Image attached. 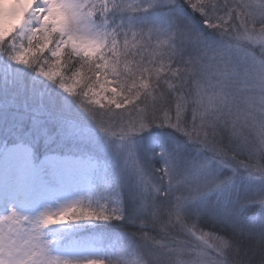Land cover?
<instances>
[{"label": "snow or ice", "instance_id": "snow-or-ice-1", "mask_svg": "<svg viewBox=\"0 0 264 264\" xmlns=\"http://www.w3.org/2000/svg\"><path fill=\"white\" fill-rule=\"evenodd\" d=\"M175 2L0 0V46L6 45L14 63L34 67L77 97L108 135L128 140L152 124L173 130L176 139L166 167L139 170V223L156 227L159 239L143 232L134 244L137 259L132 264H251L240 257L239 241L203 231L206 209L196 205L231 183V177L221 178L223 168H243L264 178V0H183L219 34L215 40L181 24L165 31L134 30L110 20L114 12H146ZM170 77L175 86L168 84ZM222 132L227 143L218 139ZM185 142L210 156L185 157ZM127 147L132 155L131 144ZM58 160L30 155L25 163L47 179ZM257 202L264 207V198ZM18 218L10 211L3 220ZM120 218L116 207L80 202L35 220L24 217L27 234L0 227V264H106L103 259L51 255L42 228ZM261 257L258 264H264V252Z\"/></svg>", "mask_w": 264, "mask_h": 264}, {"label": "rangeland", "instance_id": "rangeland-1", "mask_svg": "<svg viewBox=\"0 0 264 264\" xmlns=\"http://www.w3.org/2000/svg\"><path fill=\"white\" fill-rule=\"evenodd\" d=\"M165 13H167V11H165ZM187 27L194 31L192 26L188 25ZM198 31L204 33L203 36H206V34L210 35L211 39L209 40L219 39V35L212 36L213 30L208 29L204 22L199 24ZM204 38L207 40L208 37ZM5 48L6 45L0 46L2 53H5ZM5 59L6 63L15 64L19 70L16 73L10 71L7 73L5 69L1 71V73L4 74L0 76L1 93L7 86L5 84L7 79L12 80L13 85V80L20 81V75L26 74L31 80L40 79L45 84L51 85L54 89V97L57 98L60 103L58 102V104L57 102H52L45 98L49 96L43 94L41 88L35 91V98L24 97V100L20 102H15V99L18 100L23 98L18 92H11L8 94L9 97L7 98L0 95V123L4 124L6 122L8 126L6 128V133L12 135V140L17 141V143L2 146L0 151H3V153L7 155L8 151L17 148L21 151L20 154L22 157L27 160L30 156V150L24 137L28 135V133L20 130L28 128L29 132L36 133L44 123H50L51 127H58L59 129L58 131H52L56 136L57 142H63L65 140H70L73 144L80 142L98 151H95V153L99 155H85V153L74 151L69 154H58V152L48 154L47 156L59 158L58 162L55 164L56 181L58 183L56 181V183L51 181L45 188L46 190H44L45 196L37 203H32L33 206L29 208H24L22 206L13 207L7 204L4 209L0 210V227L4 228L6 231L12 229L13 231L18 230L27 234L26 229L29 225L24 220V217L29 220H35L42 213L56 212L76 202L89 205L93 208L103 206L108 209L110 205H115V207L119 209V215L121 217L122 211L119 202L121 200H128L133 203V207L135 208L133 214L138 215L143 195L139 170L155 172V169L166 167V154L172 149L174 139H176L173 130L167 126H149L138 133H134L128 140H121L118 136L108 135L100 128L89 112L81 107L79 100H76L78 98H73L74 96L68 95L59 88L57 84L41 77L37 71H35L34 67L31 69L28 66L25 67L24 65L16 64L7 54H5ZM2 69L3 68H0V70ZM23 69H29L27 70L28 74L26 71H23ZM50 98L52 99V97ZM20 103L23 105H18ZM75 103H77V106L72 110L71 107ZM17 105L19 107H17ZM188 114L191 116L190 111ZM19 135L22 136L20 137ZM219 138H223L224 143H227L226 133L222 132L221 137H218V139ZM178 139L182 140L183 138L180 137ZM129 143L131 144L132 155H129L128 152L127 146ZM183 155L187 158L205 159L210 156V153L205 150H199L198 145L185 142L183 145ZM98 158L104 161V166L98 167L101 178L99 179V185L91 189L92 172L90 171L96 163L102 164ZM238 158L243 159L244 157L241 155ZM224 177H231V183L227 188L208 194L204 198V202L198 203L196 207L206 209V211L216 218H226L227 214H229V210L236 202H241L242 199L246 198H256L257 196H263L264 198V178L250 176L243 168L237 169L235 172H233L231 168H223L221 178ZM59 185L61 188L70 186L72 189L62 190ZM117 186L119 191L116 193L117 196H114ZM210 195L223 196V198L217 197L220 199L210 201ZM108 197L109 199L113 198L111 203L110 200L108 202L104 201L107 200ZM115 197L117 198L115 199ZM160 199H165V197L160 196ZM10 211H15L19 218L4 222V216L8 215ZM98 221L99 220H79L71 221L66 224L48 225L42 228L44 239L51 241L49 244V253L51 255L67 257L68 259H73L74 257H89L92 259H103L106 264H113L112 262L114 260L121 261V263L124 262L125 264H132L135 260V258H131L133 252L126 255H123V252V254L115 257L114 252L111 254L108 247L102 249L96 244V242H100L101 237L98 241H95V236L93 234L86 233L82 230H78L80 232H78V234H82L81 237L77 236L78 234H72L70 239L61 242V238H64L71 228L92 227L90 225H96ZM105 221L106 220H100L99 222ZM260 222H264V218H262ZM55 226H58V230L54 229L56 228ZM62 226H64L65 229ZM59 229H61V231ZM55 232H57L55 235L52 234ZM46 233L48 237L45 236ZM71 244L80 246V250L73 251L71 248L69 249L68 246H71ZM129 258H131V260H129Z\"/></svg>", "mask_w": 264, "mask_h": 264}, {"label": "trees", "instance_id": "trees-1", "mask_svg": "<svg viewBox=\"0 0 264 264\" xmlns=\"http://www.w3.org/2000/svg\"><path fill=\"white\" fill-rule=\"evenodd\" d=\"M126 3L134 2V0H125ZM221 3L224 2V0H220ZM229 3H233V0H228ZM236 3L241 2V0H235ZM167 11V13H165ZM153 16V17H152ZM110 20L114 24H123L125 26H130L134 30H143L147 28H157L161 31L168 30L171 27L176 26L177 24L185 25V26H192L194 28V31L200 33L203 35V33L198 31V26L203 21L202 19L198 18V13L193 12V10L187 5L183 3V0H176L175 4L173 5H166L162 4L155 8H152L146 12H135V13H119L114 12L112 16L110 17ZM213 35H219L218 33H215L212 31ZM161 41L166 40V37L160 36L159 38ZM153 43L155 44L156 41L154 40ZM5 53H2L0 50V68H3L0 70V76L4 75L1 73V71L7 70L16 73L19 68L15 64H8L6 63L5 59ZM27 67V66H25ZM31 69L33 67H30ZM26 69L23 71H26ZM18 74V73H17ZM9 75V74H7ZM20 81H14V84L12 85V80L7 79V82L5 84L7 85L2 93L0 92V95L4 96L5 98L9 97L8 94L11 92L18 94H21L23 96L19 97L22 99H15V102H20L21 100H24V97L28 98H35V91L42 89L43 94H46L49 97H45L49 99L52 102H59L60 101L54 97V89L51 85L45 84L42 80H31L28 75L21 74ZM175 79L170 77L168 84L175 86ZM167 87V85H165ZM52 97V99L50 98ZM77 98V97H73ZM78 100V99H76ZM78 102V101H77ZM151 98L149 99L148 103H151ZM58 103V104H59ZM18 105H23L22 103ZM17 105V107H19ZM75 106H77V103H75L71 108L72 110L75 109ZM140 107H143V105H140ZM173 105V109H174ZM1 112V111H0ZM4 115V113H3ZM8 118V117H7ZM6 118V120H7ZM189 121L191 120V116L188 114ZM150 126H158L157 124H152ZM6 122L4 124L0 123V147L3 144H9L12 143L15 140H12L10 134L6 133L7 128ZM58 127H51L50 123H44L40 130L36 133L29 132L28 128H23L20 131H23L25 133H28L24 137L25 141L32 145L34 147V150L37 152L38 156H42L44 154H47L49 152L54 151H61V152H82L88 155H99L98 153H95L96 150L88 147V145L83 143H71L70 140H65L62 138H58L61 140H65L63 142H57L56 136L54 135V132L52 131H58ZM19 132V131H17ZM20 134H23L22 132H19ZM18 134V133H17ZM20 137L22 135H19ZM70 148V149H69ZM89 148V149H88ZM94 150V151H93ZM98 152V151H96ZM103 158V157H102ZM99 159V158H98ZM102 163V166L104 165V161L102 159H99ZM101 179V178H100ZM100 180L98 181L99 185ZM114 187V186H112ZM119 191V188L117 186V190L114 193V196ZM117 196V195H116ZM217 197L223 198V196H216V195H210L209 200L213 201L214 199H220ZM117 197H115L116 199ZM260 198H263V196H257L256 198H246L242 199L241 202H236L234 206L229 210V214H227L226 218H216L212 216L208 211H206L204 217H202V227L204 232H211L215 231L217 235H226L232 237L234 240H237L241 243V253L240 257L244 259H249L251 261V264H258L260 261L261 253L264 252V245L260 243L261 239L264 238V222H260L262 218H264V207H261L260 204L257 202ZM113 198L108 197L107 200L110 203ZM124 201V203H123ZM121 204V220L115 221V220H106L105 222H99L96 225H90L95 230H97L103 237V245H107L109 248H112V253L114 252V256L117 257L120 254H129L130 252H133L131 255V258L137 259V257L134 254V244L141 242V234L143 232L150 233L152 236H156L158 239V230L156 227L149 226L147 228L142 227L139 223L141 216L134 215L133 211L135 208L133 207V203L128 200H121L119 202ZM118 203V204H119ZM115 207V205L108 207V209H112ZM199 208V207H197ZM126 246V248H125ZM130 248V249H127ZM246 253V255H245ZM129 258V260H131ZM115 264H125L124 262L121 263V261H115Z\"/></svg>", "mask_w": 264, "mask_h": 264}, {"label": "bare ground", "instance_id": "bare-ground-1", "mask_svg": "<svg viewBox=\"0 0 264 264\" xmlns=\"http://www.w3.org/2000/svg\"><path fill=\"white\" fill-rule=\"evenodd\" d=\"M198 18L202 19L199 13ZM215 35L212 36L214 37ZM203 37H208L207 40L211 39L210 35L207 34ZM20 153L21 151L19 149L13 148V150L8 151L7 155L4 156L0 163V208L4 205H2V202L13 207L27 206L29 201L28 198H30L34 192H36L35 195L41 197L49 183L51 181L55 182L57 179L56 173L47 179H43L38 172L32 171V169L26 165V160ZM61 189L70 190L72 188L66 186ZM93 235L97 239L100 238V235L96 232L93 233ZM71 237L72 235L68 232L64 238L70 239ZM71 246L74 248L73 250L76 249V247H73V244Z\"/></svg>", "mask_w": 264, "mask_h": 264}]
</instances>
